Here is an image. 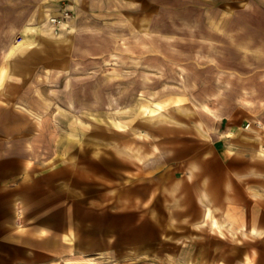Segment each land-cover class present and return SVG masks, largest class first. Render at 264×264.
Listing matches in <instances>:
<instances>
[{
    "label": "rangeland",
    "instance_id": "1",
    "mask_svg": "<svg viewBox=\"0 0 264 264\" xmlns=\"http://www.w3.org/2000/svg\"><path fill=\"white\" fill-rule=\"evenodd\" d=\"M101 6L82 24L72 11L58 27L47 16L38 39L14 47L33 59L0 71V112L45 113L13 121L29 145L37 131L43 166L59 167L61 231L68 200L75 208V254L59 264H244L249 248L230 225L181 222L182 181L170 173L232 112L264 154V0ZM9 75L21 84L4 86Z\"/></svg>",
    "mask_w": 264,
    "mask_h": 264
},
{
    "label": "crops",
    "instance_id": "2",
    "mask_svg": "<svg viewBox=\"0 0 264 264\" xmlns=\"http://www.w3.org/2000/svg\"><path fill=\"white\" fill-rule=\"evenodd\" d=\"M102 1L107 2L0 0V71L11 73L29 54L34 56L25 44L19 53L14 47L24 38L38 39L47 16L69 9L74 22L82 24L103 13ZM16 80L9 75L4 86L20 85ZM44 116L42 111L0 112V120H8L0 123V264H59L61 256L75 254V208L70 200L67 227L61 231L59 224V167L43 166L35 152L37 131L29 145L27 127L13 121ZM246 124L239 112L217 117L206 138L198 136L196 148L170 174L174 181H182L181 222L189 220L187 224L197 226L213 216L212 222L228 224L233 232L247 231L249 235L243 237L247 253L252 262L260 256L264 263V154L257 132Z\"/></svg>",
    "mask_w": 264,
    "mask_h": 264
},
{
    "label": "bare ground",
    "instance_id": "3",
    "mask_svg": "<svg viewBox=\"0 0 264 264\" xmlns=\"http://www.w3.org/2000/svg\"><path fill=\"white\" fill-rule=\"evenodd\" d=\"M143 22H145V20H143ZM143 25V24H142ZM140 27V26H139ZM61 55V54H60ZM56 56V55H55ZM54 57V56H53ZM61 57H62V55H61ZM63 58V57H62ZM52 59V58H51ZM59 59V58H58ZM50 60V59H49ZM60 61H61V59H60ZM60 61H59V63H60ZM64 62V61H63ZM69 62V61H68ZM58 63V64H59ZM62 63H60V65H61ZM64 67V66H63ZM67 67V66H66ZM58 68H59V66H58ZM53 96V95H52ZM182 101V100H181ZM148 112L149 113H151V114H154V113H156V112H159V109L158 108H155V107H148ZM246 126L247 127H250L251 126V123L250 122H248L247 124H246ZM230 133V132H229ZM213 223H214V225H215V223H216V225H218V226H220L221 228H223L224 229V223H221L220 221H218V220H214L213 221ZM179 231V230H178ZM174 232H175V230H174ZM180 232V231H179ZM252 232H256V231H252ZM178 233V232H177ZM180 233H182V232H180ZM233 234H234V236H236V232H233ZM242 235L244 236V237H247L248 235H249V232H247V231H243L242 232ZM252 259H251V257H249L248 255H246V257H245V259H244V264H248L250 261H251ZM222 264V263H221Z\"/></svg>",
    "mask_w": 264,
    "mask_h": 264
},
{
    "label": "built area",
    "instance_id": "4",
    "mask_svg": "<svg viewBox=\"0 0 264 264\" xmlns=\"http://www.w3.org/2000/svg\"><path fill=\"white\" fill-rule=\"evenodd\" d=\"M70 12L69 10H65L64 12H62L60 15H52L50 17V22L55 25V26H59L60 24H62L63 22H65V20L70 16ZM57 29V28H56Z\"/></svg>",
    "mask_w": 264,
    "mask_h": 264
}]
</instances>
